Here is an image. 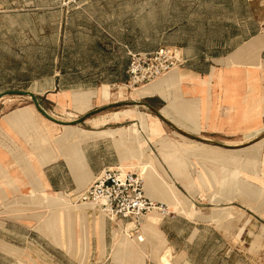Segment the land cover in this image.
<instances>
[{
    "label": "rangeland",
    "instance_id": "374dc122",
    "mask_svg": "<svg viewBox=\"0 0 264 264\" xmlns=\"http://www.w3.org/2000/svg\"><path fill=\"white\" fill-rule=\"evenodd\" d=\"M242 1L0 0V80L12 83L7 87L14 90L56 71L63 99L53 113L64 121L108 103L131 100L133 88L159 84L165 96L160 111L179 128L207 137L203 130L222 127L203 122L200 100L193 99L194 125L177 116L166 102V97L185 98L181 84L186 78L178 72L184 67L144 86L129 87L127 78L118 77L130 51L180 42L179 34L166 31L173 23L166 17L167 6L182 7L187 26L195 25L198 32L210 30L216 19L227 22L230 14L241 17L253 9L257 24L264 9L260 0L248 7ZM240 22L245 29V22ZM242 82L237 83L239 88ZM78 93L89 96L88 104L76 100ZM138 100L157 103L146 97ZM220 102L216 110L222 108ZM83 104L85 109L79 110ZM123 109L141 111L140 118L152 114L143 107L112 108L74 126H116L127 135L121 138L128 139L126 144L114 145L116 155L100 152L98 159L135 172L143 185L148 183L146 195L161 204L154 208L162 213L157 229L145 225L150 212L134 227L129 221L111 220L94 203L76 202L63 193L1 196L0 264H264V138L251 140L264 132V118L256 115V100L240 99L237 110L227 108L233 114L238 111L237 122L225 124L222 133L211 139L239 146L231 149L183 136L156 116L143 130L128 115L115 121L112 115ZM137 139L149 156V166L133 153ZM163 156L178 165V178ZM143 166L145 171L140 173ZM161 180L171 185L167 193L162 192Z\"/></svg>",
    "mask_w": 264,
    "mask_h": 264
},
{
    "label": "crops",
    "instance_id": "0c3cea01",
    "mask_svg": "<svg viewBox=\"0 0 264 264\" xmlns=\"http://www.w3.org/2000/svg\"><path fill=\"white\" fill-rule=\"evenodd\" d=\"M254 2L243 0L242 4L248 7ZM260 2L264 7V0ZM166 8L167 19L169 22L173 19L171 25L168 22L166 31L181 36L180 42L175 44L181 46L188 60L178 71L186 78L181 84L183 95L188 100H200L204 111L201 117L206 118L204 123L222 127L221 130H203L207 134L204 138H217L225 124L237 122L238 111L233 114L227 108L237 110L240 99L256 100V115L260 120L264 118V9L257 24V13L253 9L241 17L230 14L227 22L216 19L209 24L210 30L202 28L196 32L195 25L187 26V15L182 7ZM240 20L245 22V29L240 26ZM126 68L127 65L118 79L127 78ZM240 81L244 83L242 89L237 85ZM59 83L55 71L51 76L30 80L26 87L14 90H29L41 107L56 117L53 110L56 113L63 99ZM9 84L12 83L6 79L0 80V93L13 90L7 87ZM163 95V92H155L145 97L156 99L157 103L152 106L160 109L165 103ZM218 100L222 108L216 110ZM63 126L40 115L26 95L0 98V197L75 194L90 184L102 168L115 166L105 165L108 160L98 159V156L100 152L116 155L114 145L126 141L118 136L120 127L71 125L64 126V132Z\"/></svg>",
    "mask_w": 264,
    "mask_h": 264
},
{
    "label": "built area",
    "instance_id": "2783aa9c",
    "mask_svg": "<svg viewBox=\"0 0 264 264\" xmlns=\"http://www.w3.org/2000/svg\"><path fill=\"white\" fill-rule=\"evenodd\" d=\"M128 55L129 87L147 85L170 70L183 67L188 61L175 46L130 51ZM67 197L76 202L94 203L111 220L129 221L134 227L140 224L143 214L161 207L145 195L142 178L137 173L119 166L102 168L84 189Z\"/></svg>",
    "mask_w": 264,
    "mask_h": 264
},
{
    "label": "bare ground",
    "instance_id": "6f19581e",
    "mask_svg": "<svg viewBox=\"0 0 264 264\" xmlns=\"http://www.w3.org/2000/svg\"><path fill=\"white\" fill-rule=\"evenodd\" d=\"M173 76H171V77H173ZM155 92H161L159 84H154L152 86V88L143 87V88L136 89V90H134V88H133V92L131 93V100H138L139 98H142V97H145V96L147 97V96H149V95H151L152 93H155ZM77 96L79 97V99H76V100H78L80 102H83L85 104H88L90 98H89V96L87 94H83V93L79 94L78 93ZM166 99H167L166 102H167L168 106L172 109V111L177 116H179L181 119H183L184 121L188 122L191 125L192 124L193 125L196 124V117H195V113H194V111H196V103H194L193 100H191V99L188 100V99H185V98H182L181 100H178V99H176L174 97H169V98L166 97ZM85 106L86 105H84V106H82V108H78V109L79 110H83V109H85ZM140 114H141V111H139V110L123 109V110L115 112L112 115V117H113V119L115 121H117L121 116L128 115V117L130 119L136 120L138 122L139 129L143 130V129H146V128L149 127L150 118L153 117L154 115L150 114V113H146L147 114L146 118H140L139 117ZM99 122H101V121H99ZM64 126H71V125L70 124H66ZM159 128H160V126H158V129ZM137 132H138V130H136V132L134 131L133 140L136 139V135L135 134H137ZM118 136H119V138H122V139L123 138L125 139V137H127V135H125L122 132H118ZM256 137L252 138L251 140L255 139ZM126 140H128V139H126ZM133 153L139 159L144 161V164H146V166H149V165H147V164L150 163L149 156L147 155V153L144 152V148L142 147L141 142L138 139H137V147L135 146L133 148ZM163 161H164V164L166 165V167L172 172L173 176L175 178H178L179 169H178V165L174 162V160L172 158H170L169 156H163ZM262 161H264V159H262ZM158 167L160 168V170H163L162 167H160L159 165H158ZM144 169H145V166L141 167V172L140 173H143L142 171H145ZM145 185L148 186V183L144 182V185H143V188L146 191ZM161 185H162V192L163 193H167L168 190L171 188L170 187L171 186L170 183H165L162 180H161ZM151 186L154 187V184L152 183ZM171 197H173L172 193H171ZM169 199H170V197H169ZM156 210L157 209L151 210L150 214L145 218V225L148 226L149 230H154L155 231V229H157V223H158L159 217L161 216L162 213H159Z\"/></svg>",
    "mask_w": 264,
    "mask_h": 264
},
{
    "label": "water",
    "instance_id": "95a60500",
    "mask_svg": "<svg viewBox=\"0 0 264 264\" xmlns=\"http://www.w3.org/2000/svg\"><path fill=\"white\" fill-rule=\"evenodd\" d=\"M5 95H26V96H28L31 99V101L33 102L36 110L41 115H43L46 119H48V120H50V121H52L54 123L60 124V125H66V124L77 125V124H80V123L84 122L85 119H87L88 117H90V116H92L94 114H97V113H100V112H103V111H106V110L112 109V108H119V107H143V108L147 109L149 112H151L152 114H154L157 118H159L160 120L165 122L173 130H175L176 132H178V133L182 134L183 136H186V137H188L190 139H193V140H196V141H199V142H202V143L211 144V145L224 147V148H230V149L239 147L238 145L226 144V143L218 142V141L211 140V139H208V138L200 137V136H198L196 134H192V133L186 132L185 130H182L181 128L176 126L170 120L166 119L161 114L160 109H157V108L153 107L152 105L148 104L145 101H139V100L116 101V102H112V103H108V104L99 106V107H97V108H95L93 110H90V111L86 112L85 114H83L82 116H80L79 118H75L73 120L64 121V120H60V119H57V118L53 117L47 111H45L41 107L37 97L32 92H30L29 90H7L5 92L0 93V98L2 96H5ZM261 138H264V132H261L260 134H258V136L255 139L252 140V143L257 141V140H259V139H261Z\"/></svg>",
    "mask_w": 264,
    "mask_h": 264
}]
</instances>
